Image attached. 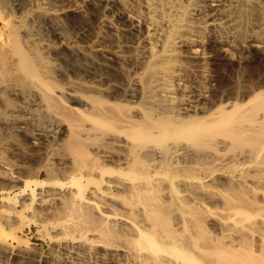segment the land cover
<instances>
[{
  "label": "rangeland",
  "instance_id": "1",
  "mask_svg": "<svg viewBox=\"0 0 264 264\" xmlns=\"http://www.w3.org/2000/svg\"><path fill=\"white\" fill-rule=\"evenodd\" d=\"M194 1L156 2H161L167 10L168 5L174 6L177 14L187 16ZM123 2L137 13L156 20L161 28L162 36L152 51L140 42L135 43L120 8L112 6L109 0L0 1V55L5 54L7 68L13 67L8 73H2L0 85L7 100L0 116V264H23L19 260L25 256L42 264L49 257H65L64 244L72 242V238H68L61 227H56L63 220L61 205L56 208L49 201L36 199L42 190L55 187L69 191L75 186L74 179H80L86 186L101 183L103 178L98 171L105 166L112 170L114 180L125 179V175H132V170L143 173V178L157 169L168 171V164L158 161L130 162L128 154L130 148L133 151L132 144L126 151L119 150L113 144H104L101 136L114 134L134 141L131 132L137 125L148 122L154 128L169 117H175L160 113L144 101V95L157 81L171 82L175 72L182 74L184 84L190 89L212 86L219 94L217 105L209 113L198 114L204 121L215 117L210 113L227 112L230 104L237 106L232 110L236 116L252 118L244 135L246 140L236 141L232 134L233 138H229L232 143L222 153L230 155L246 147L256 149L261 145L259 140H264V119H260L264 112V49L244 50L238 46L226 54L213 39L220 30L204 34L200 29H186L195 36L204 34L207 58L190 57L180 50L170 54L168 49L173 43L168 42L174 33V24L169 25L158 12L151 14L142 9L139 0ZM54 11L60 12L56 19L50 15ZM106 20L110 23L106 24ZM68 45L76 54L61 49ZM60 49L64 53L57 51ZM22 60L23 64L31 62L32 73L22 67L26 66L22 65ZM179 89L173 88L176 100L184 97ZM259 91L263 92L254 96ZM44 101L49 107H44ZM13 107L21 108L19 113H14L16 117L12 116ZM43 111L49 113L45 115ZM136 111L142 113V119L132 116ZM17 117H30L28 124H22L29 133H37L39 127L55 132L60 124L65 132L60 137L56 134L51 138H30L25 129L15 127ZM104 147L111 151L110 157L103 152ZM114 158L121 164L114 162ZM216 162L215 165L180 162L178 167L185 174L195 172L197 177L205 171L217 174L206 185L207 190L200 188V191L197 186H189L190 189L179 180L175 188L189 189L205 206L228 218L237 208L252 214L253 220L249 221L253 222L252 234L238 240V249L257 256L256 238L259 233L264 234V182L234 181L230 177L234 162ZM250 174L264 181V172ZM14 176L21 180L14 182ZM164 207L170 208L169 200L164 202ZM187 207L197 206L192 202L186 204ZM189 228L195 231L193 224H186L185 230ZM182 231L183 228L178 229L179 233ZM198 232L209 243L222 237L212 225L199 227Z\"/></svg>",
  "mask_w": 264,
  "mask_h": 264
},
{
  "label": "bare ground",
  "instance_id": "2",
  "mask_svg": "<svg viewBox=\"0 0 264 264\" xmlns=\"http://www.w3.org/2000/svg\"><path fill=\"white\" fill-rule=\"evenodd\" d=\"M156 1L139 0V3L142 9L148 10L151 14L158 12L164 16L165 22L169 25L174 24V33L168 42L173 43L168 49L170 54H176L180 50L190 57L207 58L203 48L205 45L203 36L213 29L220 30L213 39L226 54H230L238 46L244 47V50L264 49V0H195L187 16L177 14L174 6L168 5L167 10L165 5L162 6L161 2ZM165 1L167 3L169 0ZM109 2L112 6L120 8L121 14L127 20L128 33L135 43L140 42L151 51L155 49L154 45H158V40L162 36V30L159 25L157 26L156 20L153 21L146 15L132 10L123 0ZM59 13L54 11L50 15L56 19ZM105 23L110 22L106 20ZM186 29H200L204 34L195 36L186 32ZM61 49L76 54L69 45ZM64 50L61 53H64ZM98 51L106 53L103 49ZM4 55L3 53L0 55V85L2 73H8L11 67L9 65L7 68ZM24 60L22 65L26 66L22 67H27L25 69L32 73L31 62L26 60L28 62L23 64ZM173 75L174 80L171 82L169 80L164 84L157 81L144 95V101L153 109L161 111L160 113L175 117H169V120L157 124L158 127L154 128L148 122L137 125L131 132L134 141H126L114 134L101 136L104 144L107 146L113 144L119 150L126 151L128 145L132 144L133 151L130 148L128 154L130 162L158 161L168 164V171L161 172L157 169L149 177L143 178L141 175L143 173L132 170V175H125V179L114 180L111 178L112 170L105 166L98 171L103 178L101 183L86 186L80 179H74L75 186L69 191L54 187L37 193L40 196L36 199L41 202L49 201L56 208L62 206L59 209L62 210L63 220L56 227H61L67 237L72 238V242L64 244L65 257L61 259L49 257L45 264H264L263 233H259L256 238L259 243V255L238 249L240 246L238 240L252 234L253 222H249L253 220L252 214L237 208L228 218L222 212L205 206L189 189L175 188L179 180L187 184V187L197 186L200 191L207 190L206 185L213 181L217 174L216 171H205L201 177H197L195 172L185 174L182 168L178 167L179 163L185 160L214 165L216 161L217 164L234 162V170L230 175L232 180L243 182L253 179L260 183L264 182L258 178L259 176L250 174L264 172V140H259L261 145L256 149L246 147L234 154L222 153L232 143L229 141V138H233L232 134L236 141L246 140L244 135L252 118L236 116L232 110L237 106L230 104L227 112L221 111L218 115L210 113L211 117H215L210 121H204L198 114L205 115L217 105L219 94L215 88L207 86L190 89L184 84L181 73L175 72ZM176 86L183 92L182 99L175 98L173 88ZM262 92L259 91L254 96H259ZM6 101V96L0 88V116L4 113L1 107ZM44 102V107H49ZM20 109L13 107L12 116L16 117L14 113H19ZM132 116L143 118L140 111H136ZM260 119H264V112ZM29 120L30 117L22 119L17 117L15 127L26 130V126L22 124H28ZM57 129L54 132L39 127L37 133L24 131L30 138L36 139L51 138L56 134L62 136L65 132L64 126L60 124ZM154 134L160 136L156 137ZM105 148L103 152L109 156L111 151ZM116 161L119 162L114 158V162ZM20 180L18 176L13 177L14 182ZM164 183L167 186L163 185ZM165 189H168L166 194L163 193ZM168 200L170 208H165L164 202ZM192 202L197 207L186 209V204ZM186 224H193L195 231L190 228L186 231ZM207 225L214 226L217 233L222 236L215 243H209L198 232L199 227ZM180 228L184 230L181 233L178 232ZM20 259L23 264H42L29 256Z\"/></svg>",
  "mask_w": 264,
  "mask_h": 264
}]
</instances>
